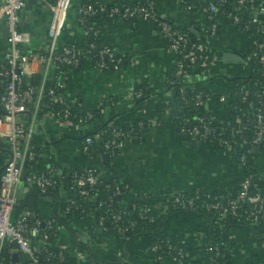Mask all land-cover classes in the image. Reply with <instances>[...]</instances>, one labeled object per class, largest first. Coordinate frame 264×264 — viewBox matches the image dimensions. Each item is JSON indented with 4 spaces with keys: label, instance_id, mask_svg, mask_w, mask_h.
<instances>
[{
    "label": "crops",
    "instance_id": "obj_1",
    "mask_svg": "<svg viewBox=\"0 0 264 264\" xmlns=\"http://www.w3.org/2000/svg\"><path fill=\"white\" fill-rule=\"evenodd\" d=\"M53 1L27 0L19 24L31 34L30 41L23 45L25 51L41 50L49 43L48 24ZM77 1L80 0L72 2L60 42L85 46L88 36L78 19ZM159 12L176 27L190 28L198 37L195 41L208 49L210 59L198 64L185 78L204 84L210 92L207 110L219 121H226L232 114L234 80L238 76L245 78L249 73L247 33L223 16L218 32L205 34L204 13L185 7L179 0H159ZM98 22L105 40L124 55V64L119 69H102L85 59L66 73L67 97L82 101L86 107L97 108L102 114L79 129L48 115L39 116L34 123V138L42 148L41 160L52 161L64 175L73 170L101 167L108 177L127 179L130 191L125 195L128 198L144 192L167 196L181 190L191 191L197 185L234 192L243 172L235 155L211 144L200 146L187 142L190 137L170 121L168 108L175 90L168 83V77L175 71L176 55L159 27L138 16L128 19L101 16ZM8 50V27L5 20L0 19V61L5 59ZM55 68L50 64L47 75L54 74ZM36 77L39 80V73ZM138 84L149 88L142 99L132 94ZM137 118L145 119L150 125L142 135L126 139L117 152L107 153L108 157L82 148L85 134L106 130L99 124L112 119L126 125ZM8 150V140L0 138V166L7 160ZM253 168L264 180V149L254 159ZM42 206L50 211L53 204L45 200ZM212 227L199 211L179 210L170 214L164 229L196 249L210 237ZM252 227L255 229L251 230ZM252 227L239 225L230 229V264H264L263 225ZM57 240L71 247L76 258L81 256L98 264H158L150 253L152 235L126 240L114 231L105 230L93 215L74 219L71 227L58 234ZM201 261L200 264H208L206 260ZM161 264H176V260L168 255Z\"/></svg>",
    "mask_w": 264,
    "mask_h": 264
},
{
    "label": "built area",
    "instance_id": "obj_2",
    "mask_svg": "<svg viewBox=\"0 0 264 264\" xmlns=\"http://www.w3.org/2000/svg\"><path fill=\"white\" fill-rule=\"evenodd\" d=\"M179 1L187 8H194L192 3L185 4V0ZM229 1L234 3L231 10L226 8V3ZM72 2L73 0H54L51 3L48 24L49 43L45 48L35 51L23 49V45L30 41L31 34L19 25L27 0H3L0 3V19L5 20L7 24L9 42L5 59L0 61V108H2L0 138L5 137L9 144L7 160L0 166V264H23L24 259H29V264H48L40 259L39 252L43 248H48L52 233H56L58 238V234L67 228L62 223H54L53 218H41L30 209L13 218L14 208L24 191L22 189L18 197L19 186H34L45 194H53L51 189L58 187L61 195L73 191L85 199H91L90 191L83 186L94 187L101 174L97 173L101 171L95 166L83 169L82 173H78V170L71 171L72 174L71 172L65 175L59 173L52 161L41 160L42 148L34 138V123L41 115L54 117L57 121L76 129L96 117L93 111L86 110L75 119L76 114L71 107L77 99H70L65 92L58 91L56 86L48 85V81L55 76L47 75L50 64H54L56 68L61 64L75 67L85 59H90L99 68L119 69L125 59L124 55L111 43L97 44L91 40L82 46L75 42H60ZM205 2L207 3L195 9L212 20L205 26V30L210 34H215L220 29V19H216L218 15L221 18L227 16L238 25L241 20L240 9L245 5L243 8L251 12L250 17L240 28L247 33L250 42L247 61L249 62L250 58H256L259 63L257 71L264 74V0H205ZM96 14L124 19L138 16L141 19L153 21L176 55L175 71L168 77L169 84L182 76L185 77L198 64L210 59L208 49L201 42L192 41L187 31L178 29L169 19L159 15L160 13L156 11V0H139L134 4L128 1L109 3L107 0H89L81 4L78 7V19L88 37L91 33L96 34L99 31V28L88 23L89 17ZM253 23L255 27L252 26ZM252 29L253 32L257 31L255 35L252 34ZM68 71L64 69L58 76V84L62 87L66 85L64 76ZM251 71L249 62L248 74ZM36 73L40 75L39 80L32 82ZM234 85L236 88L232 93L231 111L235 107L233 101L248 100L247 106L238 107L240 114L232 113L226 121H219L214 113L208 112L205 116H198L195 123L189 126L182 125L181 130L191 138L198 135L204 143H210L224 153L235 155L242 169L245 170L247 154L243 151L234 153L237 148L233 138L236 134L241 137L239 146L264 149V83L255 77L246 76L235 81ZM132 94L134 98H139L143 92L138 89ZM209 94L197 91L192 96L184 94L183 99L191 105H206ZM251 94L258 98L259 105L254 99H249ZM47 96L49 100H46ZM53 104L59 107L56 109ZM168 109L171 113L172 108ZM185 121H189V118L186 117ZM144 123L150 125L149 122L142 121L141 126ZM110 124L113 125L110 136H105L106 130L87 133L82 138V148L92 154L91 149L100 144L104 151L97 155L113 154L121 149L126 139L135 135L132 128L125 129L122 124L113 120ZM133 124L132 121L126 125ZM215 139L217 141L213 142ZM216 143L221 146H217ZM71 175V179L65 182L64 180ZM254 177L261 178L253 168V171L239 181L234 192L210 190L205 187L201 189L197 185L191 191L181 190L167 196L144 192L134 193L128 198L125 193L130 191V186L126 183L123 187L115 184L113 193L125 197L126 200L143 195L156 197L160 202L155 204V207L160 214L168 212L171 208L196 210L203 201L208 210H215L212 225L218 232L226 226L225 220L228 216L235 217L242 224L264 225V186H257ZM74 202V199H69V205ZM126 202H123V208L116 209L113 206L112 197L109 200L95 198L93 204L86 209L85 215L95 216L99 225L105 230L114 231L128 240L130 238L128 231L136 220L130 218L126 220L125 217L132 213ZM55 209L56 205L53 204L51 211ZM149 209L148 204L139 206L142 217L154 220V216L148 212ZM107 220L111 221L112 227L106 225ZM209 240L210 237L191 251L188 248L178 247L169 238L161 239L150 245L153 251L152 259L161 264L168 255H173L176 264H185L186 257L191 256L200 262L206 260L208 264H218L224 252L219 245H214ZM58 245L66 246L61 243ZM4 247L6 252L11 254V258H7L6 253H3ZM51 253L49 251V254ZM59 255L62 256V251ZM72 264L98 263L80 256Z\"/></svg>",
    "mask_w": 264,
    "mask_h": 264
},
{
    "label": "trees",
    "instance_id": "obj_3",
    "mask_svg": "<svg viewBox=\"0 0 264 264\" xmlns=\"http://www.w3.org/2000/svg\"><path fill=\"white\" fill-rule=\"evenodd\" d=\"M89 0H80L77 1L75 6L78 8L81 4L88 2ZM128 3L134 4L136 2H131L128 0ZM192 3L194 9L197 8L201 4H206L205 0H185V4ZM234 6V3L231 1L226 3V8L227 10H231ZM245 7V5L243 6ZM240 9L241 12V20L238 22V26L242 27L244 21L248 19L251 15V12L244 9ZM156 11L159 12V0H156ZM160 13V12H159ZM161 17L163 16L161 13L159 14ZM104 16L107 17L106 15L103 14H96L94 16L89 17L88 23L91 25H94L95 27L99 28L98 33L94 34L91 33L87 39V41H95L97 44H103V43H110L105 38L103 37L101 26L98 22V18ZM164 17V16H163ZM216 19L221 20V16L218 15ZM205 26L207 24L211 23V19L208 17H205ZM172 22V21H171ZM173 23V22H172ZM174 24V23H173ZM221 24V23H220ZM175 25V24H174ZM178 28V27H177ZM180 29V28H178ZM183 31H187L188 34L191 37L192 41H195L198 37L195 35V33L188 27H185L183 29H180ZM251 31V30H250ZM203 32L209 33L207 30H204ZM253 32V29H252ZM257 31H254L252 34L255 35ZM61 45L59 48L61 49ZM59 49V50H60ZM95 59V58H94ZM125 61V59H124ZM124 61L122 64H124ZM250 65L252 67V71L250 74L247 75V77H255L259 79L262 83H264V74L260 73L257 71L259 68V63L256 58H250L249 59ZM79 66V65H78ZM75 66V67H78ZM75 67H72L71 65H63L61 64L59 67L55 68L54 71V76L52 79L48 81L49 86H56L58 91L65 92V87H62L60 84H58L59 79L58 76L62 74L63 70H70ZM240 79V76L236 77L234 82ZM32 82H36L35 78L31 80ZM171 87L174 88L175 90V95L173 101L170 103V107L172 108V111L170 113V121L174 122L175 125L181 130V126H189L192 123L196 122V119L198 116H205L209 111L207 110L206 105H191L188 101H185L183 99V95L185 94L186 96H192L195 94L197 91H203V93H210L209 90L204 86L203 83L200 82H195L193 83L190 80H187L184 76L180 78L179 80L177 79L174 83L171 84ZM235 85H234V91H235ZM141 89L143 94L142 96L139 97V99H142L144 95L149 91L148 86L146 85H140L138 84L135 88V90ZM233 91V92H234ZM0 95H1V89H0ZM249 99H254L256 103L259 105L257 102V97H255L253 94L249 97ZM46 100H49V97H46ZM105 103V100H103ZM246 99H238L233 101V104L235 107L232 109V113L235 114H240V109L238 107H244L247 106ZM53 107L56 109L59 107L57 104H53ZM71 110L73 111L74 114H76L75 119L79 117L80 114L85 113L86 110H91L93 111L96 116H100L102 113L99 111L97 108H90L86 107L82 101L80 100H75L72 103ZM2 112V108H0V113ZM159 117H161V114L159 113ZM188 117L189 121H185V118ZM110 119L109 121L99 124V127H105L106 129V135L105 136H110V131L113 127L112 124H110ZM147 122L145 119L142 118H137L133 121V125H122L123 128L129 129L132 128L133 132L135 135H142L145 131V129L148 127L147 124H143L141 126V122ZM95 131H90L89 133H93ZM228 135V134H227ZM241 137L236 134L233 138V141L235 143V146L237 148V151L234 152L237 154V152L243 151L247 154V160L245 163V170H243L242 175L238 179V185L239 181L247 174H249L251 171H253V161L254 158L258 155L261 149L263 147H259L258 149L256 148H248L245 146H239L238 142L240 141ZM217 140L215 139L216 142ZM209 142V141H208ZM205 144H210L205 142ZM217 146L218 143H216ZM104 151V148L102 145H96L94 148L91 149L92 154H98ZM99 171L97 173H101L99 175V181L94 185V187H91L90 185H84V189H88L91 193V199H85L81 196H79L77 193L73 191H68L67 193L61 195L59 193V188H53L51 189V192L56 195V203L52 202V204L56 205V209L54 211H47L43 206L42 203L45 201L42 199V195L45 193H42L37 187L34 186H28V189H24L23 195L19 198V201L17 205L14 208L13 211V218L21 215L25 210L30 209L33 210L37 213L38 216H40L43 219H48V218H53L54 223H62L65 225V227L69 228L71 227L72 220L79 218V219H84L86 217V209L88 206L93 204V201L95 198H103L109 200L110 197L113 198V206L118 209V208H123L122 204L124 201H127L126 204L128 205L129 209L132 210L131 214L129 213L125 218L126 220L128 218L136 220V223L129 229L128 233L130 234V238L128 240H131L139 235L143 234H148L153 236L152 242H158L161 239H166L169 238L170 241L174 244H176L178 247H183L184 249H190L192 251V247L188 246L186 243H183L182 241L177 240L174 238L171 234L165 232V225L167 222V219L169 218L170 214L179 211L176 208H171L168 212L160 214L158 212L157 207H155V204H158L160 201L158 198L153 197L151 195H143L139 198H132L130 200H126L125 197L118 198L117 195L113 193V190L115 188V184H120L122 187L124 184L128 183L127 179H122L118 177H108L104 170L100 167ZM82 170H78V173H82ZM71 172L70 174H72ZM72 175L66 178L64 181L67 182L71 179ZM254 181L256 182L257 186H264V181L260 177H254ZM201 189H204L202 185H198ZM238 187V186H237ZM218 191V190H216ZM215 191V192H216ZM69 199H74L75 202L71 205H69ZM141 204H148L149 210L148 212L154 216V220H148L145 217L141 216L139 206ZM205 203L202 201L200 203V206L196 209L199 211L202 215L206 216L210 224L212 225V216L215 213V210H208L206 206L204 205ZM136 205V207H135ZM69 206V208H68ZM244 207V205L242 206ZM226 226L224 229L221 231H216L214 227H212L211 232H210V240L209 242L214 244V245H219L220 249L224 252V255L219 258V263L218 264H230V258H231V251L228 247V241L230 240V229L233 226H239V225H245L252 227L247 224H242L239 222L238 219L235 217H230L228 216L225 220ZM106 225L109 227H112V223L110 220H107ZM213 226V225H212ZM255 229V227H252L251 230ZM57 234L52 233V238L49 239L48 248H43L39 252V257L42 261H46L48 264H72L76 261V256L73 254L71 247L69 246H59L58 245V240H57ZM178 242V243H177ZM49 251L52 253L49 254ZM62 251V256L59 255V252ZM3 253L7 255V258H11V254L6 252V248H3ZM55 253V254H54ZM151 257L153 254V251L150 249ZM185 264H200V261L198 259H194L191 256L186 257L185 259ZM23 264H29V259H24Z\"/></svg>",
    "mask_w": 264,
    "mask_h": 264
},
{
    "label": "water",
    "instance_id": "obj_4",
    "mask_svg": "<svg viewBox=\"0 0 264 264\" xmlns=\"http://www.w3.org/2000/svg\"><path fill=\"white\" fill-rule=\"evenodd\" d=\"M252 26L255 27V23H253ZM35 80L37 81V77H35ZM187 142H193L194 144H197V145H200V146L204 145V142L199 138L198 135H196L193 138L190 137V139H187ZM105 157H108L107 153H105ZM22 189H28V187L23 186V185L19 186V189H18V192H17V196L18 197H20ZM120 197L121 196H118V198H120ZM41 198L44 199V200L51 201V202H54L55 199H56V197L53 194H51V193L44 194V195H42ZM263 229H264V225H263Z\"/></svg>",
    "mask_w": 264,
    "mask_h": 264
}]
</instances>
